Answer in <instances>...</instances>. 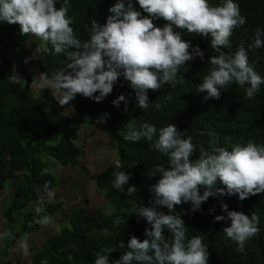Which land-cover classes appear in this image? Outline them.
<instances>
[{
  "label": "clouds",
  "instance_id": "9594fccd",
  "mask_svg": "<svg viewBox=\"0 0 264 264\" xmlns=\"http://www.w3.org/2000/svg\"><path fill=\"white\" fill-rule=\"evenodd\" d=\"M0 0V23L18 24L20 34L32 35L51 45L50 54L64 55L65 67L33 77L51 90L60 106L69 105L76 96L102 102L111 94L121 77L135 93L140 109L150 107L149 91L158 92L162 86L175 87L181 68L197 57L205 61V50L185 39L183 31L195 33L210 41L215 54L207 58L208 74L202 78L197 92L206 93L205 101L220 99L221 90L231 85L245 89V98L254 99L264 85V76L250 61L249 50L264 48V29L256 28L254 42L246 48L241 43L235 52L230 49L234 31L247 23L235 0H138L142 11L136 10L133 0H115L108 9L104 23L91 20L90 36L82 41L72 26L74 17L69 15V0ZM143 13H147L144 15ZM166 23L157 26L154 21ZM26 59L25 62H29ZM13 74H17L13 68ZM97 93H99L97 95ZM171 100V96L168 97ZM129 99L121 94L113 101L115 106ZM160 110L161 105H154ZM108 114L100 117L106 123ZM210 149L197 151L193 136L181 131L175 124L157 127L149 122L139 128H130L124 135L126 141L138 142L142 138L167 157L168 164H156L147 172L148 179L159 177L156 183L147 185L151 194L146 204L137 207L134 214L146 221L145 239L132 235L122 249L119 259L110 260L117 247H105L97 253L94 264H209L210 251L202 236H188V227L176 207L190 204L192 212L202 211V205L210 197L238 195L241 201L264 194V144L253 141L220 146L215 132L208 133ZM119 160L112 172V187L125 188L132 173L122 170ZM222 184L223 187L217 185ZM48 189V184H45ZM128 194L137 191L135 185L127 187ZM49 193V198H52ZM221 211L215 221H230L222 231L226 238L238 245L237 251L245 252L247 242L259 235L260 217L252 212L229 210L221 202ZM165 209L167 211H165ZM215 209H209L213 213ZM50 224L52 217L43 216L39 221ZM117 217L114 225H119ZM14 238L11 232L0 239ZM25 255L28 244H21ZM41 264H47L42 260Z\"/></svg>",
  "mask_w": 264,
  "mask_h": 264
},
{
  "label": "trees",
  "instance_id": "16d2710c",
  "mask_svg": "<svg viewBox=\"0 0 264 264\" xmlns=\"http://www.w3.org/2000/svg\"><path fill=\"white\" fill-rule=\"evenodd\" d=\"M72 7L69 15L74 17L73 27L82 41L90 36L91 20L100 23L106 21L110 14L108 9L115 0H69ZM217 4L220 0H210ZM239 3L241 14L247 23L236 29L231 37V48L226 52H235L243 43L247 48L254 42L256 28L264 29V0H235ZM63 0H58L60 7ZM136 10L142 11L138 0H133ZM147 15V13H143ZM157 26L166 23L163 19L154 21ZM185 39L192 40L205 50V61L197 57L181 68L175 87L164 85L158 92L149 91L150 107L140 109L134 91L129 83L121 77L111 94L102 102L77 95L70 104L77 111L75 119L62 118L58 123L48 121L46 104L53 103L54 98L49 90L43 91L40 97L32 92L34 75L23 65L17 63L18 52L26 45V36L20 34V26L0 23V191L11 187L10 198L4 210L5 231L11 232L14 238L10 242L24 241L35 232L41 230L43 224L38 221L45 215L52 220L62 211L63 202L48 204L33 212L30 207L44 195L58 187V179L46 172L45 164L40 160L43 153L53 158L61 167H76L82 157L78 146L79 136L73 130L81 126L85 120L99 121L108 114L106 123L116 144L118 160L122 170L132 173L129 185L125 188L112 187L115 163L107 167L96 179V187L104 200L114 210L113 215L104 213L96 218L88 219L83 208L73 210L65 225L57 234L50 236L35 251L32 264H94L97 253L105 247H117L111 253L110 260L119 259L122 249L121 241L127 244L132 235L143 240L146 221L138 220L134 210L146 204L150 198L147 185L157 182L159 177L148 179L147 172L156 164L167 166V157L156 151L152 143L142 138L138 142L126 141L124 135L130 128H139L149 122L159 129L167 124H175L181 131L193 136L197 147L194 157L201 148L210 149L209 132H215L220 146L231 147L232 144L253 141L264 144V85L254 99L245 98V89L231 85L222 89L220 99L205 101L206 93L197 92L202 78L208 74L210 65L206 61L215 54L210 48V41L198 37L195 33L183 31ZM51 45L39 53L36 64L40 73H51L65 67L64 55L50 54ZM250 61L256 70L264 76V48L250 49ZM17 74H13V68ZM99 93H97L98 95ZM121 94L129 99L127 111L125 104L115 106L113 101ZM171 96V100L168 97ZM160 104V110L155 108ZM39 129H43L39 132ZM60 137L56 146L49 145ZM48 189H45V184ZM135 185L137 191L128 194L127 187ZM223 187L222 184L217 185ZM221 202L226 203L229 210L242 211L247 215L255 212L260 217V233L250 239L245 252L237 251L236 242L226 238L222 229L230 225V221H215L216 215H226L221 211ZM209 209H215L209 213ZM165 211H167L165 209ZM188 229V236H202L211 253L209 264H264V194L251 196L241 201L238 195L210 197L202 205V211L192 212L190 204L176 207ZM119 225H114L116 218ZM7 245V249H8Z\"/></svg>",
  "mask_w": 264,
  "mask_h": 264
},
{
  "label": "rangeland",
  "instance_id": "374dc122",
  "mask_svg": "<svg viewBox=\"0 0 264 264\" xmlns=\"http://www.w3.org/2000/svg\"><path fill=\"white\" fill-rule=\"evenodd\" d=\"M26 37V45L19 50L16 62L23 65L34 77H38L40 71L36 60L39 53L47 49L48 43L32 35ZM28 58H30L29 62L26 63L25 60ZM45 90L51 92L37 79L32 87L34 96L40 97ZM46 111L51 124L58 123L62 118L75 119L78 116L71 104L62 107L56 100L46 104ZM73 130L79 136L78 146L82 152L78 165L63 168L53 158L43 153L39 154L40 160L46 166V172L57 177L58 187L50 191L53 194L51 199L49 198L50 192H48L30 207L31 211L36 212L48 204L63 202L62 211L50 224L43 225L40 231L24 241L10 242L8 238L0 239V264H32L34 252L39 250L50 236L59 232L66 224L70 213L77 208H83L89 220L102 213L114 214V210L108 206L102 193L96 187L97 177L118 160L116 144L109 126L100 120H85L81 126ZM42 131L43 129H39V132ZM59 142L60 137H55L49 145L56 146ZM10 192V186L0 191V235L6 232L4 210L10 198ZM24 242L28 244V255H25L21 248Z\"/></svg>",
  "mask_w": 264,
  "mask_h": 264
}]
</instances>
